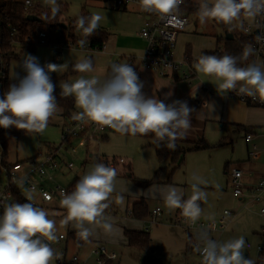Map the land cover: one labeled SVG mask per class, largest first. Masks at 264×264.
I'll use <instances>...</instances> for the list:
<instances>
[{"label":"clouds","instance_id":"obj_1","mask_svg":"<svg viewBox=\"0 0 264 264\" xmlns=\"http://www.w3.org/2000/svg\"><path fill=\"white\" fill-rule=\"evenodd\" d=\"M42 3L50 9L51 18H55L60 11L57 0H42ZM183 3L184 0H139L140 11L155 14L160 19L173 17ZM25 4L30 5L31 0H25ZM262 14L264 0H199L197 10L201 25L214 21L227 26L228 32L237 28L247 31L244 20L252 21ZM48 18V14H44L43 19ZM105 19V15L95 12L90 16H77L74 25L84 37L78 41L81 47L89 43L87 38L96 33L100 22ZM254 51L248 44L239 57L202 53L193 68L196 73L213 78L221 96L237 92L264 103V65L238 66L239 61L247 60ZM20 66L26 75L18 84H11L0 98V128L15 127L27 133L43 134L58 110L50 73L67 69L68 63L41 66L37 57L27 54ZM110 67V75L102 81L96 76L83 75L94 70L90 57L72 65L73 71L82 75L73 82L59 85L60 96L73 97L75 107L79 109L71 119L80 125L93 124L101 131L109 128L122 136L152 134L157 147L175 150L176 141L187 135L191 114L195 110L186 101L174 100L166 104L155 96L146 97L142 92L144 84L131 64L113 63ZM171 95V92L167 93L165 99ZM211 110L214 111L212 105ZM116 178L114 167L97 162L77 180L71 192L60 189L59 206L66 210V215L60 220L61 227L71 225L76 236L84 242H91L101 235L113 236L115 227L112 218L105 215V210L117 192ZM27 179V176H13L12 183L24 188ZM207 183V180L193 174L191 195L187 199L183 198V191L173 185L155 190L150 188L149 194H158L169 211L180 209L183 217L195 223L202 214L200 202L207 201V192L201 187ZM36 192L37 185L33 183L25 194V203L8 202L0 194V264H53L62 258V253L52 247L62 239L58 235L57 222L49 218L44 208L35 206ZM40 195L45 201L52 202L53 197L48 192ZM115 203L122 205L124 195L117 193ZM203 244L202 248L198 245L196 249L202 257L201 264H255L253 259L244 256V236L225 242L205 238Z\"/></svg>","mask_w":264,"mask_h":264},{"label":"rangeland","instance_id":"obj_2","mask_svg":"<svg viewBox=\"0 0 264 264\" xmlns=\"http://www.w3.org/2000/svg\"><path fill=\"white\" fill-rule=\"evenodd\" d=\"M32 1L36 6H44L42 0ZM192 1L199 4V0ZM57 2L58 4L62 3L67 6V12L64 15L67 18L70 17L71 19H76L77 16L81 15L84 7L91 14L95 12L105 15L106 19L100 22V27L108 30L110 33L107 44H109V42H116L115 38H118L119 47H124L125 45L123 42L137 41L136 39H141L138 35L141 26L140 28H137L135 25L130 27V33L134 32L131 37L125 41V38L123 39L119 37L118 31L119 28H121L120 26L123 19L116 15V13L131 15L139 11L140 6L132 4L128 6L126 11H124L123 8H115L113 0H108L107 2L103 0H57ZM66 23L68 24V22ZM186 33L197 35L198 38L205 41H209L210 39L215 40L217 37L223 35V31L215 26L213 22L201 25L199 21L197 22L195 17L189 18ZM134 35L136 36V39ZM14 45L16 46L15 49L19 56L18 59L11 60L9 64L8 75L11 80L19 81L26 75L20 65L24 55L27 54L37 57L41 66L48 63H68L67 69L58 73H50V76L54 75L57 78L56 87L59 90H61L59 87L60 83L73 82L82 75L76 72L64 77L68 73L72 63H76L86 57H93L94 70L91 73L83 75L88 77L96 76L102 81L106 79L105 70H103V67H105V69L107 68L105 65L106 61H103L105 59L103 53L107 51L106 47L103 51H92L91 55L87 54L86 50L83 48L78 47H72L57 52L53 49L52 45L43 44L37 46L31 45L34 46V49L22 51V48L17 45V43ZM257 64L264 65V57ZM66 120L68 121V124L71 122L63 116L62 110L58 107L57 113L53 116L51 123L43 134L27 133L20 135L17 141L13 140L10 142L8 146V163L14 164L16 162H21L25 165L21 172L28 171L30 159L37 157L40 153L46 154L49 147H59L62 141V126ZM93 139L97 140H88L84 147H79L77 143L75 145V143L73 144L72 142H70L68 146H65L67 150L70 149L69 151H77L75 156L71 154L66 156L67 161L73 162L74 168L70 171L66 170L63 164L58 161V171L52 173V176L54 175L55 177L52 184L54 183V185L66 188L76 175L81 177L94 163L103 162L104 160H114L115 162H118L119 159H123V164L118 162L115 165V169L117 170V192L113 194V202L110 207L105 210V215L112 218L114 227H121L118 223L121 219H134L130 216L131 207L132 204L141 199V197H145L150 209L152 205H160L163 208V200L158 194L155 196L150 195L149 189L151 188L155 190L156 188L167 186L166 178L171 167L168 160L163 163L158 161L155 150L151 146L153 140L149 135L132 137L130 135L122 136L119 133L110 132L107 135V139H99L100 141L95 137ZM205 140L212 146V148L189 152L185 157V162L182 168L175 171L171 181L174 184H183L186 180L191 182L193 174L198 175L208 181L207 185H201V187L207 192V201L205 203H213L214 212H221L224 209L230 211L240 210L239 215H237L234 222L229 225L227 231L220 234V242L244 236L246 240L244 256L245 258H251L256 261L260 253L264 255V217L259 213L258 206L256 205L251 206L247 204L243 208L242 201L232 197L227 183L228 171L237 165L243 167L242 164H239L241 159L246 156V144L243 134H235L230 131L224 134H217L215 132L209 135L208 138H205ZM89 142L91 143L88 145V148H85ZM259 148H264V143H262ZM42 154L35 159L36 165L42 160ZM90 154H93L94 158H90ZM261 159L262 163H264V152L261 155ZM129 162L132 164V170H129ZM228 163H230V165L226 169ZM160 166L163 168L165 167L160 175V182H154L151 184L150 182L153 180L156 171ZM62 170L68 173L65 176H62L59 174ZM32 177L37 178L31 173L29 178ZM119 179L122 180V184ZM0 180L2 183L5 182L3 175L0 177ZM45 183L48 184V181ZM217 185H219V188H217ZM125 189H128V191H125ZM189 189L191 193V187H189ZM22 190L25 196L28 188L24 187ZM117 193L124 195V203L122 205L115 203V196ZM217 197H219L220 200H217ZM33 203L44 209L46 208L48 211L54 209L50 206H44L37 192L34 194ZM166 218L167 216L161 215L157 221L151 220L150 217L146 218L145 221L143 220L145 227L149 229L151 233V246L149 250L140 251L135 248L131 249L129 247H122L121 245L116 246L119 247L116 250L120 254V264L196 263L198 260L197 255H194L193 253L186 254L185 252L186 231L183 227L178 225H172L170 227ZM160 220L162 222H159ZM57 228L66 233L68 230H72L73 227L71 225L66 228L61 227L60 223L57 222ZM178 233H182L183 235H179ZM176 236H181V242L178 244L175 242ZM90 244L91 243H87L83 250H79L70 244L69 253L81 254L80 257L82 255H87L90 251ZM106 246L110 247L111 245L109 246L107 244ZM259 249H261V251H259ZM53 264H56V262L53 261Z\"/></svg>","mask_w":264,"mask_h":264},{"label":"built area","instance_id":"obj_3","mask_svg":"<svg viewBox=\"0 0 264 264\" xmlns=\"http://www.w3.org/2000/svg\"><path fill=\"white\" fill-rule=\"evenodd\" d=\"M113 1L115 8L124 9L132 4L139 6V0ZM187 1L188 0H184V3ZM24 5L25 9L35 7L32 2L30 5L26 6L24 1ZM188 24L189 17L180 11L173 14V17L167 19H160L157 15L150 14L148 21L144 24L140 31L141 38H143L147 44L145 52L140 58V66L136 71L140 81L143 80L144 74L149 71L157 72L161 76L181 73L187 85L189 87L192 86L194 71L183 61H179L175 58L178 36L186 29ZM244 27L247 29L245 32L248 34L254 35L255 32H257V34L254 35V43L252 44L255 50L252 58L254 63H257L264 57V14L256 17L252 21L244 20ZM71 33L74 35L76 34V38H71ZM78 33L79 32L75 27L73 29L67 28L66 32L62 29H38L25 36L24 42L34 46L50 44L57 52L72 47L83 48L86 50L87 54H92V51L104 50V46H94L91 42L86 44L84 47H81L78 43L80 40L79 35L77 36ZM6 69L7 64H5L1 69L2 77L5 76ZM202 90L206 94L211 92L205 85L202 86ZM231 94L245 104L254 105L264 109V103H261L259 100H253L251 97L246 95H239L237 92H231ZM3 96V94H0V98H3ZM197 105L202 109H206L208 102L206 99H198ZM111 130L112 129L104 128L101 131L93 124L80 125L76 121H71L62 132V141L59 147L54 148L47 154H42V160L38 165L35 164V160L30 162V165L28 166L29 170L26 172H21L25 166L24 164H4L2 157L0 156V177L3 175L5 178L4 183L0 180V194L6 197L8 202H11V188L12 186H17L12 183L13 176L17 178L27 176L28 179L25 187L30 189L32 184L35 183L37 185V194L42 200L44 206H50L54 209L61 208L59 206V200L61 199L59 190L63 189L65 192H70L69 187L64 188L54 185V183H50L54 182L52 173L58 171V161L62 162L60 160L61 151L65 148V146H68L70 142L73 144L75 143V145L77 143L79 147H84L88 140L95 141L97 139H93L94 137L99 138ZM245 141L246 143L251 144L253 141V134L248 133L245 136ZM261 152V149H259L256 145H253L248 151L247 162L253 163L258 161L259 157H261ZM118 162L123 164L124 160L119 159ZM118 162H115L114 160L103 161L106 165L114 168ZM65 167L72 170L74 168V164L72 162H68ZM31 173H33L37 179H33V177L29 178ZM47 181L48 184L45 183ZM227 183L232 197L241 200L243 208L247 204L261 203L262 195L264 193V169L256 170L251 167L244 168L241 165H237L228 171ZM20 189L22 190V188ZM42 192H48L53 197L51 203L43 199L42 195H40ZM200 206L202 208V214L199 220L195 223L183 217L180 209L172 220L175 225L183 227L187 236H190L192 239L195 251L194 253L198 257L196 264H201L202 260L200 253L196 250L197 246L199 245V247L202 248L204 246L203 242L205 238H210L220 242V234L227 231L234 218L240 213V210L230 211L228 209H224L221 212H215V216H213V203H205L201 201ZM157 209H159V212L156 211ZM259 213L264 217V208H261ZM0 214H2V208H0ZM161 215L162 209L160 207H156L151 210L150 218L151 220L157 221ZM58 235L62 236V239H60L57 243L52 244V247L56 251L62 253V258L60 260H56V264H116L118 260V255L114 251L109 250L105 245H98L92 248L87 258L83 260L78 254L69 253V248L66 245V235L64 233H58ZM259 251H261V249H259Z\"/></svg>","mask_w":264,"mask_h":264},{"label":"crops","instance_id":"obj_4","mask_svg":"<svg viewBox=\"0 0 264 264\" xmlns=\"http://www.w3.org/2000/svg\"><path fill=\"white\" fill-rule=\"evenodd\" d=\"M31 2L33 3L32 0H31ZM34 6H36V5H34ZM38 6H40V5H38ZM42 7H47V6H42ZM127 8H124V11H126ZM116 15H117V17H121L123 19V22L120 26L121 28H119V31H118V35H119V37H121L123 39L125 38L124 39V41H125L129 37H131L132 34L134 33V32L130 33V27L132 25H135L137 28H140V26H141V29H142L144 24L148 21L150 13L142 12L139 9V11H137L136 13H133L131 15H124L121 13H116ZM68 19H71V18L69 17ZM99 29L108 33V36H109L110 33L108 32V30L101 28V27H99ZM140 31L138 33L139 37H141ZM134 37L136 39L135 35H134ZM136 40L137 41L123 42V44L125 46L119 47L118 38H115L116 42H109V44L106 43L104 45V47H106V50H107L103 53V55L105 57V59L103 61H106L105 65L107 66L106 69H105V67H103V70H105V78L106 79H107L108 72H111L110 66L113 63L127 62L133 66L135 71L138 70V68L140 66V58L142 57L143 53L145 52L147 44L143 38H141L140 40H138V39H136ZM188 47L191 50L192 57L194 59H198V57L200 56V54L202 52L214 51L217 49V47H221V44H219L217 42V39H215V40L210 39L209 41H205L201 38H198L197 35L188 34V33H186V29H185L178 36L177 46H176V51H175V58L179 61H183L185 64H186V62L184 60V57H185V52H186ZM105 53H107V54H105ZM259 62H257V63H259ZM72 64H75V63H72ZM93 65H94V60H93ZM193 71H194V77L192 80V86L191 87H189L187 85V83L183 79L181 73H173V74H169L166 76H161L157 72H153V71L146 72L144 74V78L142 80V82L144 84L142 92L146 97L155 96L156 98L164 101L166 104L171 103L174 100L186 101L188 103L189 107H191L195 110L191 114V127L188 130L187 135L182 139H178V141L194 142L200 137H203L205 140V138H208L209 135H211L215 132L217 134H220V133L224 134L228 131L233 132L235 134L236 133L237 134H243V138L245 141V136L248 134L245 131V129L252 130L253 141L251 144H248L245 141L246 156L243 159H241L239 164H242L244 168L251 167V168L256 169V170H263L264 169V163H262L261 157H259L258 161H255L253 163H248L247 160H248V151L250 150V148L253 145H256L259 148V147H261V144L264 143V137H263L264 109L257 107V106H254V105L245 104V103L239 101L235 96H233L231 94V92H228L227 94H222L224 96H221L217 92V88H216L217 82L213 78L205 77L202 74H198V73H196L195 69H193ZM203 85H205L207 88L210 89L211 92L209 94H206L202 90ZM169 92H171L172 95L170 97H168L167 99H165V95ZM198 99H206V101L208 102V106L206 109H202L197 105ZM211 105L214 108L213 112L211 110ZM77 111H79V110H77V108H76L75 112H77ZM67 125H68V121L66 120V122L62 126V132ZM239 128H241V129H239ZM110 132H115V131L114 130L108 131L103 136H100L98 138V141L107 139V135ZM115 133H117V132H115ZM91 142H89L85 148H88V145ZM52 148H55V146L49 147L48 152H46V154L49 153L50 149H52ZM63 150H62L63 152L61 151L60 160L62 161L61 163L63 164L64 168L66 170H69L65 166L68 162H72V161H67L66 156L68 154L75 156L77 151H69L70 149L67 150L66 148H64ZM261 151H262L261 152V155H262V153L264 152V148H262ZM41 154L42 153H40V155ZM43 155H44V153H43ZM93 156H94L93 154H90V158H94ZM16 163H20V162H16ZM129 163H130L129 167L132 170L133 169L132 164H131V162H129ZM228 164L230 165V163H228ZM67 173L68 172L62 170V172L59 174L62 176H65ZM169 173H170V171H169ZM76 177H80V176L76 175L75 178ZM168 177H169V174L167 175V178H166V184L167 185H173V186H176L177 188L181 189L184 193V197H183L184 199H187L188 196L190 197V195H191L190 189H189L190 183H188L190 181L186 180L185 183H183V184H176V183L174 184L172 181L171 182L168 181ZM53 178H55L54 175H53ZM33 179H37V178L33 177ZM50 183H52V182H50ZM120 183L121 184L123 183L122 180H120ZM69 185L67 187H69ZM22 192H23V190H22ZM141 198L145 199V197H141ZM217 200H220V198L217 197ZM250 205L251 206H254V205L258 206L257 208L259 211L261 208H264V193L262 195L261 203H258V204L252 203ZM156 207H160L162 209V216L163 215L167 216L166 220H167V223L170 224V227L172 225L175 226V224L172 222V220L176 216L179 209L169 211L165 206H163V208H162V206H160V205H152L151 210L156 208ZM212 214H213V216H215L214 211ZM235 218H234V220H235ZM234 220L232 221V223L234 222ZM141 221L135 220V219H130V218L129 219L124 218V219L119 220L118 223L121 227L115 226L116 231H115L113 236L101 235V236H99V238H93V239H91V242H87V243H91L90 244L91 245L90 250L92 248L98 246V245H105V246L107 244L109 246L111 245L110 247H107V246L106 247L109 250L114 251L118 255V260H117L116 264H120V254L116 250L119 247H116V246L121 245L122 247L131 248L130 246H128L127 239L124 235V229L135 230V231L147 230L150 233L149 229H147L143 223L145 220L144 221L141 220ZM159 222H162V221L160 220ZM57 229H58V233H64L59 228H57ZM169 229H172V228H169ZM71 231H75V229L72 228ZM181 234L182 233H180L179 235H181ZM175 240H176L175 241L176 244L180 243L181 242V236H176ZM186 241H187V235H186V239H185V252H186ZM70 244L73 245L72 243H69L68 248L70 247L69 246ZM150 246H151V243H150ZM83 248H81L79 250H83ZM149 248L147 250H149ZM88 254L82 255L81 259L85 260L88 256ZM152 254H153V251H152ZM186 254H188V253L186 252ZM193 254L195 255L194 252H193ZM78 255L80 256L81 254H78ZM192 264H196V263H192Z\"/></svg>","mask_w":264,"mask_h":264},{"label":"trees","instance_id":"obj_5","mask_svg":"<svg viewBox=\"0 0 264 264\" xmlns=\"http://www.w3.org/2000/svg\"><path fill=\"white\" fill-rule=\"evenodd\" d=\"M25 0H0V94H3L8 91L9 86L11 84H18L19 81H14L9 78L8 68L11 60L18 59V54L15 49L14 43H17L22 49V51L34 49V46L27 44L24 42L25 36L34 30L38 29H51V30H59L62 29L66 32L67 28L73 29L75 27L74 21L76 19H68L64 15L67 12V6L65 4L59 3L60 11L55 18H51L50 9L48 7L35 6L33 8L25 9L24 5ZM107 2L108 0H104ZM199 4L188 0L184 4H182L179 8V11L185 15L190 17H195L197 22L199 21L197 17V10ZM48 14L49 18L47 20L43 19L44 14ZM86 8L82 9L80 16H90ZM28 16H35L38 18L37 21H30L27 19ZM68 22V24L66 23ZM214 25L219 27L223 31V35L217 38V42L221 44V47H217L214 51H205L203 54L207 55H232L239 57L243 51V48L248 44L254 43V35L246 33L244 30L239 28L235 29L232 32H228V27L214 22ZM67 26V27H66ZM80 39H84L82 34L78 33ZM231 35V37H228ZM71 38H76L74 34H70ZM108 33L98 28L96 33L88 37L87 39L92 45L104 46L108 41ZM201 53V54H202ZM200 54V55H201ZM93 61V58L90 57ZM184 60L186 64L193 70V64L197 59H194L191 54V50L188 47L185 52ZM254 63L252 56H250L245 61H239L238 66L247 67L249 64ZM7 64L6 74L4 77L1 76V69L4 65ZM73 65V64H72ZM72 65L70 66L68 73L64 76L67 77L68 74L76 73L72 69ZM110 75L108 72L107 78ZM51 81L55 85L54 95L57 100V106L62 110L63 116L70 120L72 114L75 112L76 107L74 103V98L69 96L67 98L60 96V91L56 87L57 78L53 75L51 76ZM53 117L50 119L49 124L51 123ZM15 127H10L9 129L0 128V156L2 157V161L4 164L8 163V146L9 143L13 140L17 141L20 135L27 134L24 130H18ZM241 129V128H239ZM247 133H252V130L245 129ZM149 137L153 140V135L149 134ZM175 150H169L166 147H157V145L152 142L151 146L154 148L156 157L160 163L165 161H169L170 163V173L168 177V181L171 182L172 176L176 170L180 169L184 162L185 157L189 152L200 151V150H208L211 149L212 146L209 145L203 137L198 138L194 142L187 141H176ZM53 149H50L52 151ZM49 151V152H50ZM40 155V154H39ZM39 155L37 157H39ZM41 156V155H40ZM37 157L30 159V162H33ZM21 163V162H20ZM229 167V164L226 165V169ZM165 168V167H164ZM163 167H159L156 171V174L153 180L150 182L151 184L154 182H160V175L164 169ZM129 170L131 168L129 167ZM132 176V175H131ZM80 177H76L71 184L69 185V191L71 192L74 188L75 183ZM12 201L18 203L27 202L25 196L20 188L17 186H12ZM35 206H38L35 204ZM40 207V206H38ZM46 210V208H45ZM49 213V218L56 220V222L60 223V220L66 215V210L60 208L59 210L51 209L46 210ZM151 209L146 201V199L141 198L135 201L132 204L130 216L136 220H145L150 217ZM66 245L72 243L77 249H81L85 246L87 242L81 241L77 236L75 231L68 230L66 233ZM124 235L127 239L128 246L131 248H135L140 251H145L150 247L151 238L150 233L145 231H135L124 229ZM193 241L190 236H187L186 241V252L193 253ZM255 264H264V255L259 254L257 257Z\"/></svg>","mask_w":264,"mask_h":264},{"label":"water","instance_id":"obj_6","mask_svg":"<svg viewBox=\"0 0 264 264\" xmlns=\"http://www.w3.org/2000/svg\"><path fill=\"white\" fill-rule=\"evenodd\" d=\"M27 19L30 20V21H37L38 20V18H36L35 16H28ZM255 34H257V32H255ZM228 37L232 38L231 35H228Z\"/></svg>","mask_w":264,"mask_h":264}]
</instances>
